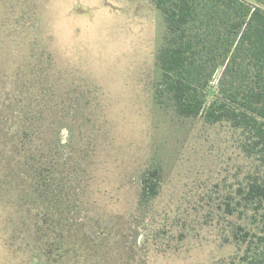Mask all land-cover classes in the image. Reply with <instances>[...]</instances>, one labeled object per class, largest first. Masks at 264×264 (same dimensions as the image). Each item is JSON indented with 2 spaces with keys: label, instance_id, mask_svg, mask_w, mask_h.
<instances>
[{
  "label": "rangeland",
  "instance_id": "rangeland-1",
  "mask_svg": "<svg viewBox=\"0 0 264 264\" xmlns=\"http://www.w3.org/2000/svg\"><path fill=\"white\" fill-rule=\"evenodd\" d=\"M166 35L150 0H0V103L48 63L45 85L63 92L73 85V95L100 104L90 203L79 219L62 217L51 235L64 248L48 264H227L235 253L215 221L242 159L236 135L203 116L179 115L168 95L158 98ZM4 159L0 264H37L38 227H47L35 222ZM155 164L164 168L162 192L142 207L140 174Z\"/></svg>",
  "mask_w": 264,
  "mask_h": 264
},
{
  "label": "trees",
  "instance_id": "trees-1",
  "mask_svg": "<svg viewBox=\"0 0 264 264\" xmlns=\"http://www.w3.org/2000/svg\"><path fill=\"white\" fill-rule=\"evenodd\" d=\"M150 1L167 27L156 95H168L179 115L203 116L236 135L242 159L224 215L215 221L221 241L235 247L227 264H264V0ZM49 68H37L35 79L18 83L0 103L6 169L35 211V222L47 227H38L44 244L34 254L37 264L61 257L64 244L51 233L65 224L62 217L69 211L79 219L88 209L101 116L97 97L73 95V85L65 92L56 83L45 85ZM163 171L162 164L141 171L140 206L151 208L159 198Z\"/></svg>",
  "mask_w": 264,
  "mask_h": 264
}]
</instances>
